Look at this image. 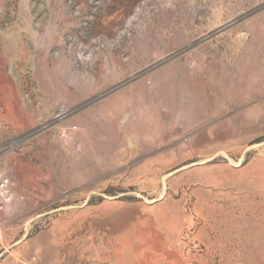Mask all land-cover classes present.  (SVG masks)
Here are the masks:
<instances>
[{"label":"rangeland","instance_id":"1","mask_svg":"<svg viewBox=\"0 0 264 264\" xmlns=\"http://www.w3.org/2000/svg\"><path fill=\"white\" fill-rule=\"evenodd\" d=\"M0 264H264V0H0Z\"/></svg>","mask_w":264,"mask_h":264}]
</instances>
